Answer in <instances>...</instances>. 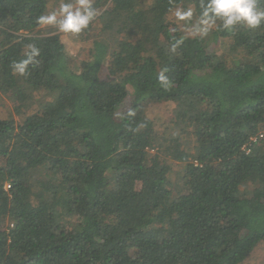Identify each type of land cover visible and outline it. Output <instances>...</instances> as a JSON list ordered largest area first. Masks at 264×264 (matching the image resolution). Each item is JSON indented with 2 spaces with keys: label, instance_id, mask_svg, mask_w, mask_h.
Segmentation results:
<instances>
[{
  "label": "trees",
  "instance_id": "trees-1",
  "mask_svg": "<svg viewBox=\"0 0 264 264\" xmlns=\"http://www.w3.org/2000/svg\"><path fill=\"white\" fill-rule=\"evenodd\" d=\"M52 2L0 0V264H242L264 242V144L243 150L264 127V22L202 36L168 18L198 24L207 0H92L104 37L76 61L37 30ZM168 101L157 133L143 108Z\"/></svg>",
  "mask_w": 264,
  "mask_h": 264
},
{
  "label": "clouds",
  "instance_id": "clouds-1",
  "mask_svg": "<svg viewBox=\"0 0 264 264\" xmlns=\"http://www.w3.org/2000/svg\"><path fill=\"white\" fill-rule=\"evenodd\" d=\"M77 4L78 6L74 7L71 2L64 3L60 9L62 19L57 20V14L53 13L41 16L39 23L57 24L61 32L79 34L94 21L98 10L93 6L92 0H77ZM202 8L199 24L196 26V32L202 36H206L216 26L217 20L221 22L224 30H231L241 23L250 28H257L264 22V11L258 10L256 0H207ZM186 15L191 16V12ZM29 47L31 52L28 59L14 64V70L24 73L29 63L36 62L40 50L35 45ZM159 79L165 87L169 86L170 82L166 76L161 74Z\"/></svg>",
  "mask_w": 264,
  "mask_h": 264
},
{
  "label": "rangeland",
  "instance_id": "rangeland-1",
  "mask_svg": "<svg viewBox=\"0 0 264 264\" xmlns=\"http://www.w3.org/2000/svg\"><path fill=\"white\" fill-rule=\"evenodd\" d=\"M68 2L73 3L74 7L78 6L77 4V0H73V1H69ZM53 2L56 3V6L52 9V14L56 13L57 14V20L62 19V16L60 15V9L62 4H64L62 1H59L60 3H58V0H53ZM52 2V3H53ZM51 15V14H50ZM101 14L99 13L97 15L96 18H99ZM193 20V19H192ZM168 21L172 24H177L179 25L181 28L188 30L187 32H189V25L191 26H197L198 24H189L190 21L188 20H184L181 18V10H176L175 12H173L169 18ZM193 22V21H192ZM191 22V23H192ZM45 29L50 30L52 29V32H60L61 34H63L64 36V40L65 41H70L73 45V47L70 48L69 52L70 54L73 56V59H75L76 61H78V59H82V57L85 58H90V54H89V49L88 47L91 46V42L94 41L95 39H97L99 36L104 34H100L99 36H96L97 34L94 33L93 31H88L85 30V32H81L79 34H71V33H64L61 32L58 28L57 24H47V25H42V27L40 26L37 30L41 31L43 33H45L46 31H44ZM192 32L195 31L194 27L191 28ZM50 32V31H49ZM51 33V32H50ZM190 33V32H189ZM83 41V42H81ZM225 43H228L229 45V41H226ZM228 45H224V46H218L215 48V50H218L219 54H225L226 50H228ZM76 46V47H74ZM78 50V51H77ZM240 57H242V54H239ZM231 57H233V55L231 54ZM236 60L229 58L228 62L231 64H234ZM109 64V61H107V65ZM107 65L104 66L102 73L103 75L107 74ZM1 93L3 95H1ZM13 99H11V97L9 96L8 93H5L3 91H0V115L4 114V110H7L8 112H5V114L9 113V115H14V110L12 107L13 104ZM144 114L146 115V117L148 119H150L153 122V126L155 131H157V133H163L165 130H167L168 128H170L171 130V126L173 124L174 121V110H175V103L172 101H168V102H148L144 108ZM263 131L264 132V127H260L259 132ZM258 132V133H259ZM264 144V136L262 137V139L260 141H258L257 144ZM256 144V145H257ZM155 152V149L151 152ZM250 153V152H249ZM75 218L73 217H67V219H64V223L63 225H65L66 227L69 226L71 223H73ZM242 264H264V242L259 243L254 250L252 251V253L249 255V257L242 263Z\"/></svg>",
  "mask_w": 264,
  "mask_h": 264
},
{
  "label": "built area",
  "instance_id": "built-area-1",
  "mask_svg": "<svg viewBox=\"0 0 264 264\" xmlns=\"http://www.w3.org/2000/svg\"><path fill=\"white\" fill-rule=\"evenodd\" d=\"M263 136H264L263 131L251 136L249 138V140L247 141V143L245 145H243V150L246 153L251 152L253 146H255L258 143V141H260L262 139ZM10 187H11V185L9 183H6L5 189L8 190V189H10Z\"/></svg>",
  "mask_w": 264,
  "mask_h": 264
}]
</instances>
